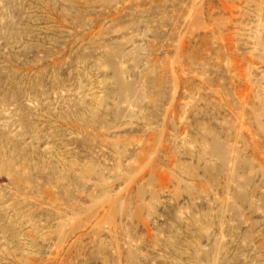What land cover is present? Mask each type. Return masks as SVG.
<instances>
[{
    "label": "rangeland",
    "instance_id": "374dc122",
    "mask_svg": "<svg viewBox=\"0 0 264 264\" xmlns=\"http://www.w3.org/2000/svg\"><path fill=\"white\" fill-rule=\"evenodd\" d=\"M0 264H264V0H0Z\"/></svg>",
    "mask_w": 264,
    "mask_h": 264
}]
</instances>
